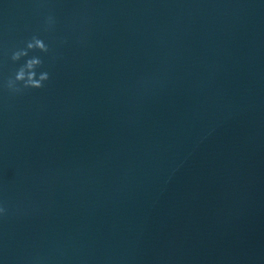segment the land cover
Listing matches in <instances>:
<instances>
[{"label": "clouds", "instance_id": "obj_1", "mask_svg": "<svg viewBox=\"0 0 264 264\" xmlns=\"http://www.w3.org/2000/svg\"><path fill=\"white\" fill-rule=\"evenodd\" d=\"M55 24L52 16L45 18V30H49ZM39 51L42 53L49 52V46L36 35L28 40L24 47L17 48L12 52L11 60L13 62L20 61L22 58L28 57L24 63L16 69L13 76H10L6 82V89L12 94H22L30 89H42L45 82L50 79L48 71H38L43 66V60L40 56H29L30 52ZM6 209L0 207V214H6Z\"/></svg>", "mask_w": 264, "mask_h": 264}]
</instances>
